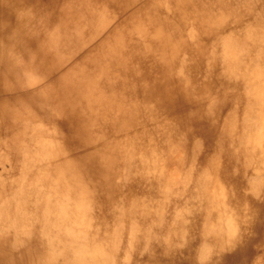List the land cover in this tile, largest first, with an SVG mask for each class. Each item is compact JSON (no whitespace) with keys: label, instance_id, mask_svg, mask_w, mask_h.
<instances>
[{"label":"bare ground","instance_id":"obj_1","mask_svg":"<svg viewBox=\"0 0 264 264\" xmlns=\"http://www.w3.org/2000/svg\"><path fill=\"white\" fill-rule=\"evenodd\" d=\"M251 212L264 0H0V264H264Z\"/></svg>","mask_w":264,"mask_h":264},{"label":"rangeland","instance_id":"obj_2","mask_svg":"<svg viewBox=\"0 0 264 264\" xmlns=\"http://www.w3.org/2000/svg\"><path fill=\"white\" fill-rule=\"evenodd\" d=\"M182 111H183L182 109H177L176 110V113L179 114V115H181L182 114ZM184 127H185L186 130L187 129L190 130V132L192 133V135L194 136L195 139L196 138L197 139L200 138L198 136L199 133H200V130L196 126L195 127L193 125L187 126V123H185L184 124ZM201 142H202V148L204 147V149H205V148L208 147V141L201 140ZM248 194H249V197H251L252 200H254V201H261L262 200L261 193H259L258 195H254L252 193H248ZM243 211L245 213H248L246 211V209H244ZM252 214H253L252 212H251L250 215L248 214V217L250 216V217L253 218V222H252L253 225L254 224H259L260 225V227H258L257 229H255V230H253V229H250V230L249 229H246L245 226H244V223L237 222V226H238V229H239V234L240 233L241 234H244L245 236H248L250 238V239H248L247 237L244 238V240H248L249 241L250 248H251V250H250L251 252L249 251L248 260L249 259L253 260V258L256 259L259 256V254L258 253H255V252L258 251V249L260 247V244L261 243L263 244V242H264V222L262 221V217H261L262 214H260V213H254V215H252ZM258 221L260 223H258ZM250 240L253 241V242H250ZM251 257H253V258H251Z\"/></svg>","mask_w":264,"mask_h":264}]
</instances>
